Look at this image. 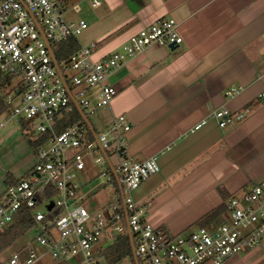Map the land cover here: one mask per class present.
Segmentation results:
<instances>
[{
	"label": "built area",
	"instance_id": "obj_1",
	"mask_svg": "<svg viewBox=\"0 0 264 264\" xmlns=\"http://www.w3.org/2000/svg\"><path fill=\"white\" fill-rule=\"evenodd\" d=\"M65 2L0 0V72L17 79L5 94L7 119L26 121V132L36 137L49 135L35 155L29 177L7 184L0 196V228L13 224L23 209H29L40 223L35 227L40 231L35 238L38 245L25 254L23 250L15 253L8 264H38L42 249L55 261L75 258L76 264H102L101 254L106 248L98 247L102 238L110 239V246L128 234V227L135 246L130 264H225L261 243L264 179L228 200V216L222 222L171 234L154 227L147 219V207L136 200V190L159 171V155L144 161L132 157L126 145L132 123L125 115L115 116L112 126L101 133L95 134L86 121L57 131L65 115L76 109L90 119L109 106L118 93L109 79L134 56L154 44L170 47L184 41L179 22L165 18L131 35L103 59L93 58L97 44L92 42L67 62L57 60V67L54 46L78 38L88 28L85 19L66 18ZM101 4V0H94V5ZM69 68L74 71L70 76L66 74ZM239 92L240 88L232 87L226 94L232 97ZM260 98L264 100V91ZM231 115L227 108L214 110L194 129L209 121L225 127ZM244 117L245 113H239L233 119ZM5 124L0 120V129ZM89 158L103 170L86 182L79 175L89 168ZM100 178L96 187L113 186L116 196L101 209H93L88 198L94 192L90 186ZM52 202L54 206L49 209ZM52 211L59 213L49 219Z\"/></svg>",
	"mask_w": 264,
	"mask_h": 264
},
{
	"label": "crops",
	"instance_id": "obj_2",
	"mask_svg": "<svg viewBox=\"0 0 264 264\" xmlns=\"http://www.w3.org/2000/svg\"><path fill=\"white\" fill-rule=\"evenodd\" d=\"M116 7L110 27L93 19L96 60L165 18L179 22L184 39L176 49L154 44L127 61L109 79L117 95L97 113L106 129L118 115L132 123L126 145L134 159L159 155V171L136 190V200L154 227L171 234L226 206L211 224L220 223L228 200L264 179V0H118ZM232 87L240 92L230 97ZM221 108L233 113L225 127L209 121L194 129ZM239 113L244 119H233ZM20 127L21 134L14 127L0 136V196L8 174H30V156L21 157L30 150L36 161ZM245 253L264 264V240Z\"/></svg>",
	"mask_w": 264,
	"mask_h": 264
},
{
	"label": "rangeland",
	"instance_id": "obj_3",
	"mask_svg": "<svg viewBox=\"0 0 264 264\" xmlns=\"http://www.w3.org/2000/svg\"><path fill=\"white\" fill-rule=\"evenodd\" d=\"M103 2L102 5H94V0H66L65 2V9L67 10L66 18L69 21H78L80 19H85L88 23V28L78 37L81 45L83 47H89L92 41H90V35L92 34L91 25L95 21L100 22V27H110L115 19L114 13L117 14V2L118 0H101ZM77 6L79 8L78 11H75L74 8ZM115 6V7H114ZM121 47V46H120ZM74 71L69 68L66 70V74L70 76ZM17 82V80L15 81ZM15 85V84H14ZM13 85V86H14ZM12 86V87H13ZM8 91V90H7ZM16 105V103L14 104ZM98 113V112H97ZM93 114L90 116L91 122L98 128V131L107 130L106 125L104 126V120L101 121L99 118V114ZM8 114L6 113L3 115L0 120L6 121V126L0 129V136L7 130L13 129L14 127L17 129V132L19 134L22 133V131L18 130L21 128L19 121L16 119H7ZM106 120V119H105ZM103 123V126L101 124ZM106 123V122H105ZM112 126V124H111ZM110 126V127H111ZM28 131V130H27ZM29 155L26 157H21L23 161L29 158L28 161L29 166L31 167V172L33 170V167L36 163L33 154L29 150ZM21 156V155H20ZM10 160V158L8 159ZM22 160L16 161V166L22 162ZM3 163L0 162V169L2 168ZM103 170V168L94 163L93 158H89V168L82 172L79 177L83 179L84 181L88 182L90 179H92L94 176H97L98 173H100ZM102 178L96 179L94 183L90 186V189H93V193L88 197L89 198V204L93 207V209H101L104 203H108L112 201L116 196V191L113 186H102V187H96L98 183L97 181H101ZM54 199H57V196L54 197ZM39 209L45 210L43 206H41ZM199 226L192 227L189 229V231H194ZM40 233V231L36 228L30 229L26 234H24L22 237H20L18 240H16L13 244L8 246L4 251L0 253V264H8V261L11 256H13L15 253L20 252V250H23V253L25 254L29 249H31L33 246L38 245V242H36L35 238ZM110 243V239H107V237H103L101 242L99 243L98 247L104 246L107 247ZM95 251H97L95 249ZM41 253V259L38 264H55V260L52 256V254L48 251H45L42 249ZM251 253H241L238 256L232 257L229 262L226 264H263L261 260L254 259V255ZM72 264H76V259H71ZM121 264H130L129 261H125Z\"/></svg>",
	"mask_w": 264,
	"mask_h": 264
},
{
	"label": "trees",
	"instance_id": "obj_4",
	"mask_svg": "<svg viewBox=\"0 0 264 264\" xmlns=\"http://www.w3.org/2000/svg\"><path fill=\"white\" fill-rule=\"evenodd\" d=\"M82 45L78 38L71 37L60 44L54 46V51L57 57V60L60 63L67 62L72 55L77 53L81 49ZM16 77L10 74H5L0 72V118L5 115L9 111V105L5 99V94L8 89H10L14 84H16ZM21 85V83H20ZM22 89H25L23 85H21ZM85 122V118L80 113L79 110H75L74 112L65 115L62 119L60 125L57 127L58 132H62L67 127L78 123ZM21 125L25 131H27L28 124L26 121H22ZM34 133H25V138L28 141L33 153L36 155L39 152L40 146L47 141L49 135L41 134L39 137H36ZM91 141L95 140V135L90 133ZM28 176H24L21 178H15L11 174H8L7 184H11L14 182H18L23 178H28ZM226 211V206L219 207L201 219H199L198 223L200 226L210 225L216 219H218L224 212ZM59 212L52 211L49 215V219L54 215H57ZM45 223V222H43ZM40 223L37 222L29 209H23L16 216L15 222L11 224L7 228H0V253L4 251L8 246L13 244L16 240L26 234L30 229L39 227ZM133 249L131 245L130 236L125 233L121 235L116 241L105 248L103 253L101 254V263L102 264H121L125 261L133 262ZM55 264H72L71 260H59L55 261Z\"/></svg>",
	"mask_w": 264,
	"mask_h": 264
},
{
	"label": "water",
	"instance_id": "obj_5",
	"mask_svg": "<svg viewBox=\"0 0 264 264\" xmlns=\"http://www.w3.org/2000/svg\"><path fill=\"white\" fill-rule=\"evenodd\" d=\"M178 47V45H172L170 46L171 49H176ZM52 54H53V58L55 60V63H56V66L59 67V64H58V61H57V58H56V55L55 53L52 51ZM80 109V108H79ZM80 112L81 114L83 115V117L85 118V121L87 122V124L89 125V127L91 128V130L96 134V130L94 128V125L93 123L91 122V120L85 115V113L80 109ZM106 158L108 159V155L106 154V152H104ZM54 206V203L52 202L48 208L49 209H52ZM128 235L130 236V239H131V245H132V249H133V252H135V246L133 244V240H132V234H131V230L130 228L128 227Z\"/></svg>",
	"mask_w": 264,
	"mask_h": 264
}]
</instances>
